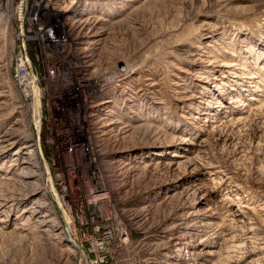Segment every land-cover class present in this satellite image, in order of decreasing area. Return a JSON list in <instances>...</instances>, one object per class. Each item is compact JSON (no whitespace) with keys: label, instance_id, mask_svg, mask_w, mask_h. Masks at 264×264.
Wrapping results in <instances>:
<instances>
[{"label":"rangeland","instance_id":"obj_1","mask_svg":"<svg viewBox=\"0 0 264 264\" xmlns=\"http://www.w3.org/2000/svg\"><path fill=\"white\" fill-rule=\"evenodd\" d=\"M19 3L0 0V264H86L13 79ZM66 4L80 79L130 67L92 98L110 132L87 116L109 208L132 227L108 241L113 263L264 264V0Z\"/></svg>","mask_w":264,"mask_h":264},{"label":"built area","instance_id":"obj_2","mask_svg":"<svg viewBox=\"0 0 264 264\" xmlns=\"http://www.w3.org/2000/svg\"><path fill=\"white\" fill-rule=\"evenodd\" d=\"M56 4L69 5L66 0H20L13 79L18 91L28 95L31 127L36 140L45 146V173L53 177L51 189L66 218H70L69 233L85 248L80 257H86L87 264H114V250L108 241H127L132 227L120 219L115 208H109V192H105L98 163L92 159L85 100L91 99L97 89L113 85L130 67L124 63V68H116L101 80L80 79L79 62L68 54L69 40L56 25ZM42 89L52 105L44 107Z\"/></svg>","mask_w":264,"mask_h":264},{"label":"bare ground","instance_id":"obj_3","mask_svg":"<svg viewBox=\"0 0 264 264\" xmlns=\"http://www.w3.org/2000/svg\"><path fill=\"white\" fill-rule=\"evenodd\" d=\"M72 0H70V2H71ZM70 5V4H69ZM69 5H68V7H67V10H66V13H65V15L67 16V11L69 10ZM60 6H63V4H56V25H57V28L59 29V33H61V34H63L64 36H66V33L68 32V31H66L67 30V28H66V25L67 24H69V21H68V19L66 18V17H64L62 14H59V8H60ZM70 15V14H69ZM83 23H82V26H81V29L83 30L88 24H89V21L88 20H86V19H84L83 21H82ZM73 24H75V23H73ZM68 29H70V27L68 28ZM72 30V29H71ZM67 37V36H66ZM68 38V37H67ZM93 43V42H92ZM94 54V53H93ZM71 57V56H70ZM72 58V57H71ZM13 60V59H12ZM13 62V61H12ZM43 65L44 66H46L47 65V61H45L44 63H43ZM125 73V72H124ZM123 74V73H122ZM15 75H16V68H15ZM79 76H80V74H79ZM81 76H83V75H81ZM109 76V75H108ZM84 79H88V77L90 78V76H88V75H86V74H84ZM91 79V78H90ZM47 82L49 81V79L48 78H46L45 79ZM114 84V83H113ZM106 86V85H105ZM104 87V86H103ZM43 90V92H44V95H45V101H44V107H47V106H49V105H52V100H51V98L49 97V94H47L46 93V91L44 90V89H42ZM24 92V94H25V97L26 98H28V95H27V93H26V91H23ZM39 93L41 92L40 90L38 91ZM96 92V91H95ZM95 92H94V94H95ZM103 92V91H102ZM42 95V93H40L39 94V96H41ZM99 97V96H98ZM92 98H96L94 95H93V97ZM91 98V99H92ZM111 101V100H110ZM102 104H104V106L102 107L101 105ZM108 104H109V101H104V100H100V99H92L91 100V104H90V109H91V112L89 111L88 112V114H86L85 115V120H86V124L87 123H89L87 120V116H89L90 117V119H91V121H94V124H99V125H102V126H104V124H106L107 126H108V131L110 132V129H112L113 128V124H114V120L112 121V120H110V118H109V115H110V110H109V107H108ZM86 100H85V108H86ZM101 106V107H100ZM99 111H101V112H99ZM106 113V114H105ZM88 128H90V127H88ZM96 131V130H95ZM112 131V130H111ZM99 135V134H98ZM90 136V135H89ZM40 144H41V142H39ZM90 144H92V142H91V139H90ZM93 145V144H92ZM94 150V149H93ZM93 159V158H92ZM27 161L25 160L23 163H26ZM102 178V177H101ZM51 182H53V177L51 178ZM105 186V185H104ZM41 193V190H39V191H37L35 194H40ZM47 193V192H46ZM54 194V193H53ZM45 195V193H41V195L40 196H44ZM56 198V197H55ZM109 199H110V197H109ZM57 201H58V199H57ZM110 203V202H109ZM58 205H59V201H58ZM111 205V204H110ZM111 207V206H110ZM61 214H62V217L64 218V216H65V218H64V222H65V227H66V220H67V227L65 228L66 230H67V232H68V234H70L69 233V231L71 232L72 231V225H71V221H70V218L69 217H67L66 218V214H65V212L61 209ZM119 215V214H118ZM69 218V219H68ZM74 237H76V236H74ZM82 252L84 253L85 251H83L82 250ZM86 258V257H85ZM86 264H87V259H86Z\"/></svg>","mask_w":264,"mask_h":264}]
</instances>
